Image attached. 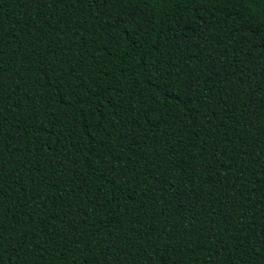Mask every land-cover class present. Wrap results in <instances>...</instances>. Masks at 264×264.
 <instances>
[{
  "label": "trees",
  "instance_id": "obj_1",
  "mask_svg": "<svg viewBox=\"0 0 264 264\" xmlns=\"http://www.w3.org/2000/svg\"><path fill=\"white\" fill-rule=\"evenodd\" d=\"M0 264H264V0H0Z\"/></svg>",
  "mask_w": 264,
  "mask_h": 264
}]
</instances>
